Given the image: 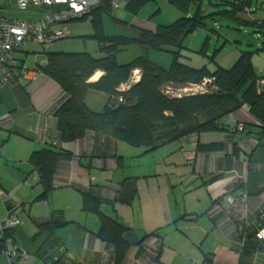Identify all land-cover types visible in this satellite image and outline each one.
Instances as JSON below:
<instances>
[{
    "label": "crops",
    "instance_id": "0c3cea01",
    "mask_svg": "<svg viewBox=\"0 0 264 264\" xmlns=\"http://www.w3.org/2000/svg\"><path fill=\"white\" fill-rule=\"evenodd\" d=\"M116 2L118 8H112L111 14L96 15V27L89 15L53 25L51 31L62 30L65 36L46 48L28 42L18 55L26 72L20 69L0 91V120L9 118L0 127V228L8 214L21 221L11 228L8 248L17 245L26 250V264H44L36 253L46 233H40L38 226L49 221L53 211H61L67 224L57 228L56 235L69 264H115L114 247L96 237L98 217L82 211V194L90 193L108 202L102 206L103 213L127 228L124 238L130 249L121 264H155L143 248L153 235L161 240L158 264H264V241L253 236L264 225V126L244 105L223 117L219 130L188 134L151 152L94 131L71 142L61 140L55 112L68 94L43 73L46 53L87 52L101 58L98 43L91 37L95 33L135 40L140 30L153 32L178 17L170 9L161 15L157 0L147 1L136 13L127 8L130 0ZM10 13L21 18L31 15ZM142 54V48L131 43L116 59L127 64ZM102 75L96 71L88 83ZM140 77L135 69L119 90L129 89ZM85 102L91 110L101 111L108 97L88 90ZM236 125H242L244 132H231ZM50 138L55 149L69 156L58 160L46 199L36 201L43 189L29 159L49 147ZM198 143H222L223 147L200 151ZM158 150L159 173L156 161H144ZM149 179H162L176 194H163L159 206L145 211L139 183ZM0 264H9L5 255H0Z\"/></svg>",
    "mask_w": 264,
    "mask_h": 264
},
{
    "label": "trees",
    "instance_id": "16d2710c",
    "mask_svg": "<svg viewBox=\"0 0 264 264\" xmlns=\"http://www.w3.org/2000/svg\"><path fill=\"white\" fill-rule=\"evenodd\" d=\"M113 1L100 0L89 14L77 20L92 15L96 27V15L111 14ZM147 1L130 0L127 8L136 13ZM167 1L182 14L169 25H159L153 32L140 30L135 40L122 36L106 37L101 32L91 36L98 43L103 55L101 58H95L87 52L46 53L47 63L43 73L68 94L67 100L55 112L63 142L81 139L87 131H94L151 152L188 134L219 130L218 122L242 105L264 126V87L258 90L256 85L257 80L264 77L259 78L255 73L251 53L242 52L230 69L217 68L215 71L205 67L194 68L180 62L177 50L183 37L197 26H205L202 0ZM250 1L230 0L227 2L229 6L219 13L235 19L237 12L249 7ZM249 24L264 34V20H254ZM131 43H137L143 54L127 64H119L117 54ZM170 47L175 50L169 67H162L146 56L150 50L168 52ZM135 69L140 70V80L129 89L120 91V86L129 81ZM96 71H102L103 75L96 82L88 83ZM204 79L211 80L207 92L175 96L166 91L167 88L179 89L199 84ZM88 90L101 92L108 97L103 110L94 111L87 106L85 94ZM113 98L121 99V104L116 108L109 107ZM50 140L49 147L34 152L29 159L43 189L36 201L46 199L47 193L53 188L58 160L63 155L69 156V153L55 149ZM222 147V143L197 144L200 151L220 150ZM105 204L109 203L90 193L82 194V211L95 214L99 220L96 237L114 247L115 264H121L130 249V244L124 238L127 228L103 213L102 206ZM66 224L61 211H53L49 221L39 224V232H45L46 238L36 254L44 264H69L65 251L58 262L48 256L50 250L60 246L56 229ZM11 238V229L2 231L0 255L9 250L7 244ZM159 252L152 257L155 264H158Z\"/></svg>",
    "mask_w": 264,
    "mask_h": 264
},
{
    "label": "rangeland",
    "instance_id": "374dc122",
    "mask_svg": "<svg viewBox=\"0 0 264 264\" xmlns=\"http://www.w3.org/2000/svg\"><path fill=\"white\" fill-rule=\"evenodd\" d=\"M157 1L161 7V15L167 14L169 9L176 16L178 15L176 18L182 15L167 0ZM227 2L230 0H202L205 26L199 25L183 37L177 50L179 61L194 68L205 67L209 71H215L217 68L230 69L242 52H249L254 71L258 76L264 73V34L258 32L249 23L256 18H264V0H251L249 7L237 12L235 19L219 13L229 6ZM256 7L258 11L255 12ZM27 48L30 49L32 46L28 45ZM173 50L175 48L172 47L168 52L150 50L146 56L162 67H169L173 60ZM160 157L158 150L144 161H156L159 173ZM166 186L162 179H149L139 183L140 197L144 202L142 205L145 211L148 207L159 206L163 194L174 197L176 192H172L173 187Z\"/></svg>",
    "mask_w": 264,
    "mask_h": 264
},
{
    "label": "built area",
    "instance_id": "2783aa9c",
    "mask_svg": "<svg viewBox=\"0 0 264 264\" xmlns=\"http://www.w3.org/2000/svg\"><path fill=\"white\" fill-rule=\"evenodd\" d=\"M100 0H0V91L16 77L21 69L18 55L23 51L28 42H34L41 48H46L50 43L65 36L64 31H51L53 25H63L75 21L91 12L99 4ZM112 8H118V3L112 2ZM10 10L29 12L27 18H21L10 13ZM210 79H204L199 84H190L187 87L172 89L167 88V93L181 96L184 94L207 92ZM258 90L264 87V78L257 80ZM9 118L0 120L2 127ZM231 132H244L242 125H236ZM232 202V198L227 199ZM264 217V213L261 214ZM21 224L14 214H8L1 224L0 237L2 231L11 229ZM254 239L264 241V225H259L255 230ZM244 238L242 242H244ZM152 244L150 247L148 244ZM161 240L159 236H151L148 243L143 245L151 257H155L159 252ZM9 260V264H26L29 253L13 245L9 250L4 251Z\"/></svg>",
    "mask_w": 264,
    "mask_h": 264
},
{
    "label": "water",
    "instance_id": "95a60500",
    "mask_svg": "<svg viewBox=\"0 0 264 264\" xmlns=\"http://www.w3.org/2000/svg\"><path fill=\"white\" fill-rule=\"evenodd\" d=\"M120 104H121V99H119V98H113L109 102V107L116 108ZM48 256H49V258H51V259H53V260H55V261L58 262V261H60L62 259L63 252H62L61 248L56 247V248H54V249H52V250L49 251Z\"/></svg>",
    "mask_w": 264,
    "mask_h": 264
}]
</instances>
